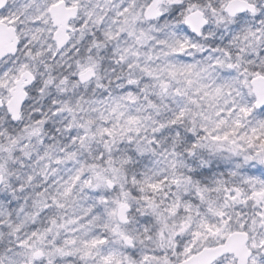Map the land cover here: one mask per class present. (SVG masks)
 Listing matches in <instances>:
<instances>
[{
    "label": "snow or ice",
    "instance_id": "1",
    "mask_svg": "<svg viewBox=\"0 0 264 264\" xmlns=\"http://www.w3.org/2000/svg\"><path fill=\"white\" fill-rule=\"evenodd\" d=\"M0 264H264V0H0Z\"/></svg>",
    "mask_w": 264,
    "mask_h": 264
}]
</instances>
